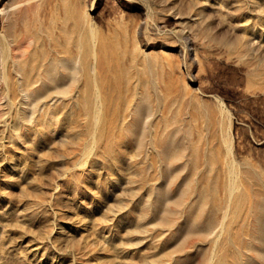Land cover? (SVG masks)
<instances>
[{
    "label": "rangeland",
    "instance_id": "1",
    "mask_svg": "<svg viewBox=\"0 0 264 264\" xmlns=\"http://www.w3.org/2000/svg\"><path fill=\"white\" fill-rule=\"evenodd\" d=\"M0 264H264V0H0Z\"/></svg>",
    "mask_w": 264,
    "mask_h": 264
}]
</instances>
